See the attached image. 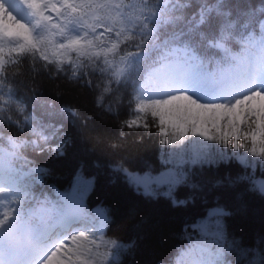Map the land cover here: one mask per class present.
<instances>
[{"label":"snow or ice","instance_id":"1","mask_svg":"<svg viewBox=\"0 0 264 264\" xmlns=\"http://www.w3.org/2000/svg\"><path fill=\"white\" fill-rule=\"evenodd\" d=\"M4 6L12 11L15 0ZM23 8L27 19L13 12L19 27L0 32V195L11 196L0 201V264H130V258L151 264L138 259L147 250L144 237L110 234L117 223L113 210L89 204L96 176L85 169L89 163L99 168L98 159L81 160L71 183L55 189V199L24 210L22 200L51 171L35 164L29 151L66 156L73 137L54 121L71 116L87 126L92 119L68 103L39 118L28 110L21 88L26 76L36 80L38 64L58 82L57 97L61 81L95 88L97 108L114 88L131 82V114L119 120L121 136L123 129H143L156 135L159 149L181 153L201 143L179 164L169 158L173 152L160 151L159 168L124 158L108 165L136 197L173 210L197 203L194 194L178 195L182 189L205 193L203 212L180 225L186 246L154 264H264V0H24ZM29 91L32 99L42 95L35 85ZM104 110L118 118L117 111ZM126 211L137 215L135 207ZM235 218L259 219L260 229L234 232L229 222Z\"/></svg>","mask_w":264,"mask_h":264},{"label":"trees","instance_id":"2","mask_svg":"<svg viewBox=\"0 0 264 264\" xmlns=\"http://www.w3.org/2000/svg\"><path fill=\"white\" fill-rule=\"evenodd\" d=\"M40 68L39 75L35 81L31 80L28 75L24 78L21 88V95L24 96L28 105V110L35 111L37 118L41 117L46 111H58L61 104L68 103L79 109L81 118L91 116L87 126L81 124L80 120L73 117L60 116L54 121L58 126L64 125L63 131L68 132L73 137V144L68 149L67 155L61 158L50 156L47 152L37 154L29 151V157L39 166H45L51 171L46 174L45 182L38 190H29L30 194L22 200V206L27 210L30 202L44 197L54 199L55 189L63 190L68 186L77 170V167L83 159H98L100 167L96 168L89 163L85 172L89 175L96 176L95 190L89 199L90 205L103 203L110 207L117 217V223L110 230V234L114 233L121 237L139 235L144 237L142 248L147 246V250L143 256L138 258L149 261L154 264L156 259L166 257L173 250H180L186 246L187 237L182 233L180 225L184 220H192L197 218L204 210L202 197L205 193H190L187 189H182L178 195H195L197 203L187 209H171L166 203H151L136 197L122 182L117 180L118 177L113 174L108 165L112 160L124 158L129 162L139 163L141 165L147 163L155 168H159L158 153L164 151L165 154L173 152V156L169 157L174 164L182 162V156L191 158L194 151L201 148V143L197 142L195 146L188 145L183 153L180 150L171 148L161 150L158 147V138L153 133L149 137L143 132V129H123L126 135L121 136V123L119 120L126 119L130 113V100L134 91L131 82L121 84L119 88H114L110 96L105 97L104 107L97 108L95 106V96L97 94L95 88L87 86H74L63 81L59 82V91L61 96H56L57 81L50 80L43 68ZM26 71H29L26 69ZM97 74H92L93 84L97 82ZM33 85L37 86L42 95L37 99H32L33 93L29 91ZM121 97L122 102L118 103L117 97ZM42 101H50L55 104L54 109H49L47 104L42 105ZM105 109L110 108L116 115L109 114ZM45 119H47L45 117ZM143 136V140H140ZM59 137H57V140ZM57 140L52 141L53 143ZM113 144H118V148H113ZM7 150L11 151V147L7 145ZM94 152H91L92 149ZM22 163V162H18ZM112 183L111 181H116ZM207 191V190H206ZM16 194V193H15ZM20 195V193L18 194ZM212 193H207L208 201L211 203ZM135 207L137 215L130 216L127 209ZM146 219L145 223H140ZM234 232L252 235L260 229V221L242 220L235 218L229 222ZM139 225V227H137ZM130 264H136L130 258Z\"/></svg>","mask_w":264,"mask_h":264},{"label":"rangeland","instance_id":"3","mask_svg":"<svg viewBox=\"0 0 264 264\" xmlns=\"http://www.w3.org/2000/svg\"><path fill=\"white\" fill-rule=\"evenodd\" d=\"M5 2H7V0H3V2H0V32L4 31L6 27H19L16 24V16L13 15V12H15L17 15H20L22 18L27 19V11L23 8L24 0H15L16 6L12 11H9L8 9L5 8V6H4ZM160 91H165V90L161 89ZM198 98L201 99L202 101L206 102V103L219 102V100L212 101V99H208V98H205L202 96H198ZM224 100H225V98H224ZM18 194L19 193H16V195H18ZM53 197L55 199V191H54ZM10 198H11V196L9 193H5L3 195H0V201L6 202V201H9ZM37 200H40V199H36V200L30 202L29 205L31 204V205L35 206V201H37ZM0 210H3V204H0ZM24 210H26V209H24ZM67 234L68 233L64 234V236H66ZM64 236L60 237L59 239L63 238ZM51 240L52 239H50V242L47 244V247H49V248L58 241V240H56V238L53 241H51Z\"/></svg>","mask_w":264,"mask_h":264},{"label":"bare ground","instance_id":"4","mask_svg":"<svg viewBox=\"0 0 264 264\" xmlns=\"http://www.w3.org/2000/svg\"><path fill=\"white\" fill-rule=\"evenodd\" d=\"M193 95H196L195 93H192ZM239 94V92L237 93H234L232 95H229V96H226L225 100H231V99H234L236 98V96ZM210 99H212V101L214 100H219V98H212V97H209ZM55 239V238H54Z\"/></svg>","mask_w":264,"mask_h":264}]
</instances>
